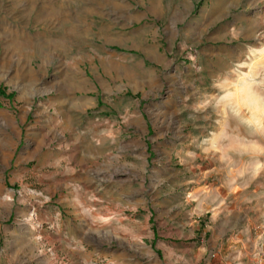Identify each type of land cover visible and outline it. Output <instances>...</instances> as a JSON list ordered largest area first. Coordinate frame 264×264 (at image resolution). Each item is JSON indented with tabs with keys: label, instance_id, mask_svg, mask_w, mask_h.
Masks as SVG:
<instances>
[{
	"label": "rangeland",
	"instance_id": "rangeland-1",
	"mask_svg": "<svg viewBox=\"0 0 264 264\" xmlns=\"http://www.w3.org/2000/svg\"><path fill=\"white\" fill-rule=\"evenodd\" d=\"M178 1L161 15L128 0L126 32L93 33L79 52L52 55L45 8L79 0H0V154L14 140L22 167L60 147L71 158L64 131L57 140L44 130L28 155L68 69L101 76L98 98L112 116L79 133V168L105 169L108 179L87 183L84 195L69 186L49 198L30 178L8 186L0 163V264H208L209 234L226 215L230 233L251 230L233 264H264V0ZM146 25L157 28L150 44L160 54L139 39ZM7 118L18 119V139ZM96 187L113 201L94 203Z\"/></svg>",
	"mask_w": 264,
	"mask_h": 264
},
{
	"label": "crops",
	"instance_id": "crops-1",
	"mask_svg": "<svg viewBox=\"0 0 264 264\" xmlns=\"http://www.w3.org/2000/svg\"><path fill=\"white\" fill-rule=\"evenodd\" d=\"M147 2V13L158 12L161 15L167 11H170L173 0H146ZM177 6H186L185 8L191 7L188 0H179ZM68 10L70 12H68ZM132 12L131 5L128 0H79V7L74 6L69 9L57 10L53 6H47L44 12V21L48 23V34L43 38V44L47 45L50 53L54 55L57 49L59 51H67L68 54L78 46V52L80 45L92 44L93 33L96 35L104 36L111 29L116 26L124 28V32L128 29L133 21L132 18L126 15V13ZM139 18V17H138ZM71 25H68L71 21ZM16 24L10 28L12 30V35L15 36L16 32L14 30ZM4 27L0 26V31ZM157 28L154 26H144L143 30L139 34V39L145 41L147 45L150 44L151 36L156 38ZM58 37H63L60 39L62 43H58L55 39ZM25 38V36H24ZM127 41H132L131 30H127V34L124 36ZM58 45V47H56ZM148 48L155 54H160V47L153 46ZM73 59H84L83 55H75ZM64 81L54 84V93L52 95V104L54 108L55 115L52 118H46L43 116L38 119L35 125H40L39 127H33V133L35 136L33 144V151H30L29 159L35 157L37 154V149L40 147V142L38 139L44 130L47 134H52L54 139H62L61 132L67 133L69 137V144L71 145L70 150L71 158L65 159L61 158V147L59 149H54L55 153L47 154L43 158L39 159L36 166H24L22 167L19 163H15L14 157L18 147L19 142L12 140L8 142V152L0 154V163L6 165L5 170H8L9 177L6 178V184L11 186L20 180L25 178H30L33 183L37 185L46 195L49 194V198L52 193L59 191L65 187H74L76 190L72 194H77L79 192L83 194L82 189L85 188L87 183L97 182H107V177L102 172L105 169H93L89 171L87 169L79 168V163L77 158L79 157V139L81 135L80 132H84V125L88 132L93 131L91 126L96 120L102 122H109L112 120V116L107 114L108 104H104L98 98L99 85L101 76H97L96 81L87 75L83 69L66 70L63 73ZM103 82V81H102ZM92 89L91 94H80L79 99L74 98L75 92L79 89ZM93 93V94H92ZM89 108H94V110L88 111ZM103 115L105 117H103ZM11 120V123L17 125L12 127V132L15 133L18 139L19 135V121L18 119L7 118ZM95 119V121H93ZM82 126V128H81ZM42 129V130H41ZM103 131L106 133L108 130L105 128ZM94 132V131H93ZM46 134V133H45ZM81 134V133H80ZM65 136V135H64ZM68 148V147H67ZM2 152V151H1ZM73 160V161H72ZM10 162V167H9ZM9 167V168H8ZM118 178L126 182V177L122 175H115L110 178ZM123 187V186H122ZM73 190V191H74ZM117 190V189H116ZM95 195L93 198L96 200L94 203L100 204V200H106L107 202H112V196L114 193L105 192L104 187H96ZM93 192V193H94ZM84 195V194H83ZM119 195L126 197L130 196V190L124 189V191H119ZM217 214V213H216ZM216 216V215H214ZM51 218V217H48ZM229 216L226 215L220 223L214 226V229L210 232L207 246L204 248L205 252L209 251L213 253V257L209 259L208 264H233V260L240 259V256L244 254L246 249V242L244 240L246 233L251 232L249 229H239L238 232L230 233L231 228L227 226V220ZM246 232V233H245ZM249 236V235H248ZM249 239V238H248ZM249 253V252H248ZM236 264H245L243 262H236Z\"/></svg>",
	"mask_w": 264,
	"mask_h": 264
}]
</instances>
